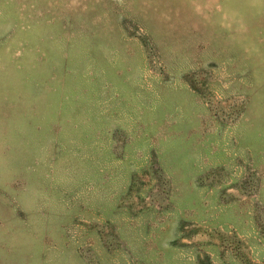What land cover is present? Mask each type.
Returning a JSON list of instances; mask_svg holds the SVG:
<instances>
[{"label":"rangeland","instance_id":"rangeland-1","mask_svg":"<svg viewBox=\"0 0 264 264\" xmlns=\"http://www.w3.org/2000/svg\"><path fill=\"white\" fill-rule=\"evenodd\" d=\"M0 264H264V0H0Z\"/></svg>","mask_w":264,"mask_h":264}]
</instances>
